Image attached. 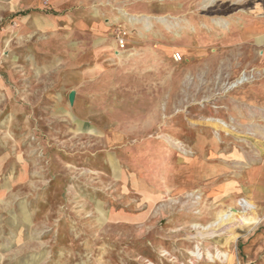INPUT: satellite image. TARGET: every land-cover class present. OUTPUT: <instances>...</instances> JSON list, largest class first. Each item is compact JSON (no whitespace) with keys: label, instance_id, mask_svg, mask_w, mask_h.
<instances>
[{"label":"rangeland","instance_id":"rangeland-1","mask_svg":"<svg viewBox=\"0 0 264 264\" xmlns=\"http://www.w3.org/2000/svg\"><path fill=\"white\" fill-rule=\"evenodd\" d=\"M17 1L0 0V264H219L218 250L264 264V226L245 231L253 210L172 176L174 156L211 131L254 138L222 111L234 92L264 85L254 37L226 32L233 0L149 18L166 28L149 34L145 60L144 43L116 29V41L127 31L124 58L84 80L60 63L58 42L17 36Z\"/></svg>","mask_w":264,"mask_h":264},{"label":"crops","instance_id":"crops-1","mask_svg":"<svg viewBox=\"0 0 264 264\" xmlns=\"http://www.w3.org/2000/svg\"><path fill=\"white\" fill-rule=\"evenodd\" d=\"M37 2L17 1L18 8L21 5L26 10L17 17V36L23 34L27 41L58 42L60 63L73 66V73L80 80L100 75L105 67L124 58V50L119 49L114 36L116 29H126L132 43H144L146 53L140 54V59L145 60L147 52L156 50L147 46L149 34L161 30L163 33L166 28L158 20L147 25L149 18L153 21L167 16L191 17L195 10L193 0H50L46 11H37ZM231 3L234 4H230V10L223 14L231 19L225 24L229 28L226 32L235 33L240 39L254 37L250 44L264 51V0H252L246 9L238 5L242 1ZM170 56L166 53L164 59ZM261 86L234 92L222 108L233 116L240 129L253 130L254 138L230 139L211 131L213 135L198 138L190 154H176L172 164L176 187L188 191L201 188L208 200L227 208L235 206L242 197L250 200L254 205L252 217L260 219L258 226H264V85ZM225 252H229L230 261L219 264H244L240 253ZM250 263H254L253 257Z\"/></svg>","mask_w":264,"mask_h":264},{"label":"bare ground","instance_id":"bare-ground-1","mask_svg":"<svg viewBox=\"0 0 264 264\" xmlns=\"http://www.w3.org/2000/svg\"><path fill=\"white\" fill-rule=\"evenodd\" d=\"M219 122V121H218ZM219 124V123H218ZM233 126H231V128H232ZM255 157V156H254ZM237 205H239L241 208H243V210L244 211H246V210H249V209H251V210H254V205H253V203L250 201V200H248V199H246V198H240V199H238L237 200ZM247 212V211H246ZM223 218V217H222ZM259 218H256V219H254L253 220V223H251V224H249L248 226H246L245 227V231H248V230H250V228L253 226V225H255L256 223H258L259 222ZM220 223H221V220L220 221H218V220H216V221H213V222H211L210 224H208V225H206V226H202L203 227V229H205V230H208V229H210V228H213V227H216V226H218V225H220ZM195 226H197V224L195 225ZM192 253V252H191ZM166 254V253H165ZM193 255L192 256H195V257H200L201 256V253L198 251V250H195V251H193V253H192ZM213 258L215 257L214 255H211ZM217 258H220V260H222V261H230V254H229V252H225V251H220V250H218V254H217Z\"/></svg>","mask_w":264,"mask_h":264},{"label":"built area","instance_id":"built-area-1","mask_svg":"<svg viewBox=\"0 0 264 264\" xmlns=\"http://www.w3.org/2000/svg\"><path fill=\"white\" fill-rule=\"evenodd\" d=\"M44 3L47 5L49 3V0H43ZM127 31L119 29L117 33V44L120 49H125L127 45ZM173 59L176 62H179L182 60V54L180 52H174L173 53Z\"/></svg>","mask_w":264,"mask_h":264},{"label":"water","instance_id":"water-1","mask_svg":"<svg viewBox=\"0 0 264 264\" xmlns=\"http://www.w3.org/2000/svg\"><path fill=\"white\" fill-rule=\"evenodd\" d=\"M75 96H76V92H75V90H72L69 94V102L71 105H73V103H74Z\"/></svg>","mask_w":264,"mask_h":264}]
</instances>
